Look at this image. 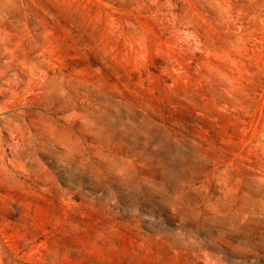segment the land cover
<instances>
[{
  "label": "rangeland",
  "instance_id": "rangeland-1",
  "mask_svg": "<svg viewBox=\"0 0 264 264\" xmlns=\"http://www.w3.org/2000/svg\"><path fill=\"white\" fill-rule=\"evenodd\" d=\"M0 264H264V0H0Z\"/></svg>",
  "mask_w": 264,
  "mask_h": 264
}]
</instances>
